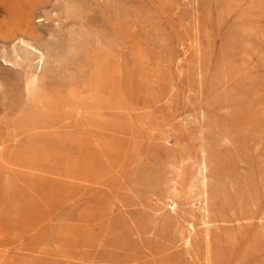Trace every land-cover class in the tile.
<instances>
[{
	"label": "rangeland",
	"instance_id": "374dc122",
	"mask_svg": "<svg viewBox=\"0 0 264 264\" xmlns=\"http://www.w3.org/2000/svg\"><path fill=\"white\" fill-rule=\"evenodd\" d=\"M0 264H264V0H0Z\"/></svg>",
	"mask_w": 264,
	"mask_h": 264
},
{
	"label": "bare ground",
	"instance_id": "6f19581e",
	"mask_svg": "<svg viewBox=\"0 0 264 264\" xmlns=\"http://www.w3.org/2000/svg\"><path fill=\"white\" fill-rule=\"evenodd\" d=\"M244 212V211H243ZM244 214V213H243Z\"/></svg>",
	"mask_w": 264,
	"mask_h": 264
}]
</instances>
